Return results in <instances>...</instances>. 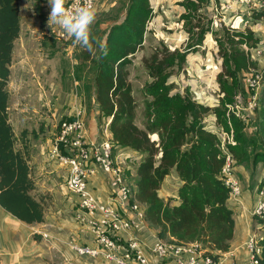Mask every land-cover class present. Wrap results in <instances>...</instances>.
Segmentation results:
<instances>
[{"label":"trees","instance_id":"obj_1","mask_svg":"<svg viewBox=\"0 0 264 264\" xmlns=\"http://www.w3.org/2000/svg\"><path fill=\"white\" fill-rule=\"evenodd\" d=\"M208 1L183 0L186 14L181 19L188 42L182 52L162 46L142 58L141 64L150 81L142 87L145 102L141 127L135 124L136 103L128 81V67L142 46L152 16L149 0H128L123 21L112 24L101 39L107 55L99 48L95 53L84 49L79 58L80 67H87L88 63L93 72L89 84L94 87L98 119L110 120L113 155L121 149L142 155L133 193L145 205L146 221L156 231V237L168 243H197L203 249L225 253L235 230L234 213L228 206L230 189L221 175L225 152L236 161L234 167L247 171L264 163V107L260 111L259 129L255 124L258 105L250 121L246 117L236 118L227 109L237 93L249 95L247 90L244 92L243 74L257 69L250 50L257 47L259 38L250 29L244 32L223 29L221 36L213 33L217 55L222 61L221 71L216 75L221 95L218 106L209 108L195 102L187 93H173L170 76L183 68L187 54L201 46L210 32L211 20L199 12ZM36 13L44 21L41 8L36 7ZM261 16L262 13L254 12L256 19ZM20 21L19 0H0V207L18 221L33 225L44 222L46 205L44 198L35 194L30 152L24 140L26 132L17 138L8 116L7 83ZM78 82L84 84L81 72ZM84 89H87L85 96ZM84 89L81 95L89 103L91 90L87 85ZM209 115L215 117L223 132L233 133L235 145L226 144L225 152L217 135L206 129L204 119ZM172 172L181 182L177 206L158 196L164 179ZM89 188L92 189L91 180ZM252 221L264 229V217L252 216ZM33 238L39 240L36 235ZM259 264H264V247Z\"/></svg>","mask_w":264,"mask_h":264},{"label":"crops","instance_id":"obj_2","mask_svg":"<svg viewBox=\"0 0 264 264\" xmlns=\"http://www.w3.org/2000/svg\"><path fill=\"white\" fill-rule=\"evenodd\" d=\"M28 1L31 2V0H19L21 17L20 34L14 46L17 41L21 42V46H27V42H29V29L37 28L35 26L36 22L30 17V15L34 16V13L33 7ZM182 2L183 0H149L152 16L147 23L142 46L136 53L144 50L143 47H146V37L154 29L158 30L162 36H165L164 38L167 41L164 40L165 43L163 42V44L165 46L167 45L170 51L177 49L182 52L184 50L188 42V34L184 29V21L181 19L186 14ZM45 7L46 11H48L49 5L45 4ZM218 10L220 13H218ZM199 12L211 20L210 32L205 35L201 46L187 54L183 68L180 71H175L170 76L169 83L174 86L173 93H187L198 104L213 108L218 106L219 99L221 98V95L218 94L215 77L220 72L222 63L221 58L216 56L218 48L213 33L221 36L223 29L238 32H244L246 29H250L259 38V19L254 17L255 11L238 3L236 0H209L207 5ZM23 18H26V20L23 21ZM46 24L48 25L47 22ZM41 25H45L44 22H41ZM171 29L177 31L172 34V32H169ZM51 30L58 31L57 25H52ZM58 33L64 32L58 31ZM23 36H27V38H23ZM11 69L12 65L10 66V74ZM246 74L245 72L243 76L246 77ZM81 75L89 81L92 79L93 72L88 66V63L87 67H82ZM176 85H179V87H176ZM90 86L91 101L89 104L82 98L84 102L80 99V102L74 105L72 109H70L69 104L66 102L63 105L68 106L70 109L67 111V116L69 117H73L76 109L82 111L86 141L88 143L99 144L105 138L111 139V133L108 127L110 120L98 119L99 109L94 97V87L91 84ZM244 92H246V89ZM12 101L13 99L9 96V122L16 137L17 134L25 131L29 133L27 134L26 132L24 140L28 145V150H31L29 151L31 158L30 165H34V156H36L39 162L36 160L38 162L36 164L37 166L34 165V168L33 166L31 168H33L34 175L38 171L39 175L43 179H46V186H48L46 189L49 191L51 203L45 211L44 222L33 225H26L18 221L0 207V258L2 264H50L47 262V257L51 252H54L55 256L59 255L63 259L60 264H108L91 261L89 259H79L68 248L69 243H86L90 238L86 225L80 221L82 211L78 207L77 200L69 193L65 186L67 169L49 157L52 138H44V136L50 137L53 134V126H51L52 119L54 120L58 114V109L63 108V105L52 100V105L50 108L48 107V111L52 113V119L50 117L43 118L40 127L41 133H43L40 136L34 130H28L30 129L29 122L23 116L25 109L19 108L18 102L13 103ZM247 101L248 93L244 96L239 92L235 95L232 104L235 108H238L239 118L246 117V120L250 121L254 118L255 112L246 110ZM32 111L36 112L33 109ZM40 119L41 117H38L37 121ZM60 120L62 118H59L58 121ZM211 120H215V117L213 115L207 116L206 121L208 122L206 123V129L211 133H215L218 127L214 125V122H210ZM33 154L36 155L33 156ZM136 155L138 153L124 149L114 152L116 161L124 165L122 167L124 170L127 169L125 171L132 169L127 163L130 157H135ZM37 179L36 181L39 183L40 178L37 177ZM180 185L181 182L176 173L172 172L164 179L158 191L159 198L166 202L172 197L170 205L177 206L179 204L177 190ZM91 187L92 193L100 203L107 202L111 185L109 180L101 172L98 171L95 173L91 179ZM170 187L173 188V191L169 193L168 188ZM36 188H39V184L37 185L35 183ZM247 197L248 195L244 192L242 196L243 201L241 200L240 204L237 203V207L231 206L233 202L228 201V206L232 211L235 210L238 213L233 214L235 220L233 240L230 243L228 251L222 255L226 264L231 263V260L243 262L249 257L245 250V243L248 236L253 232L251 215L253 208L250 206ZM147 227L142 234L147 241H151L150 235L155 236L156 231L154 228H150L149 225ZM35 235L39 240L33 238ZM230 256L233 258L231 259Z\"/></svg>","mask_w":264,"mask_h":264},{"label":"built area","instance_id":"obj_3","mask_svg":"<svg viewBox=\"0 0 264 264\" xmlns=\"http://www.w3.org/2000/svg\"><path fill=\"white\" fill-rule=\"evenodd\" d=\"M97 1L94 0V5ZM236 1L262 13L259 19L258 44H264V0ZM80 2L82 0H68V6H78ZM57 29L63 32L58 25ZM257 47L254 49L257 56H264V49H260L258 45ZM261 78L259 72L251 71L244 79L249 92L246 105L248 111H254L257 106ZM227 109L228 113L239 118L238 108L233 104L227 105ZM227 135L228 133L227 143L235 145L234 140H230ZM220 141L221 149L225 152V140ZM225 154L221 175L224 184L230 189V201L240 203L241 189L233 174L235 162L231 154L227 151ZM49 157L67 169L65 186L69 193L76 196L78 207L82 211L80 221L88 229V242L68 244L69 250L77 258L108 264H226L222 256L226 252H212L197 243H168L158 239L156 235H150L151 241L144 238L142 233L149 225L145 217V205L135 199L125 179V170L113 155L111 139L105 138L99 144L86 141L83 113L80 109L75 110L72 120L58 122ZM98 170L111 185L105 203H100L89 188L90 180ZM252 216L260 219L264 217V203L256 202ZM261 241L262 236L251 232L245 243L248 259L243 262L231 260L229 264H259L262 255Z\"/></svg>","mask_w":264,"mask_h":264},{"label":"rangeland","instance_id":"obj_4","mask_svg":"<svg viewBox=\"0 0 264 264\" xmlns=\"http://www.w3.org/2000/svg\"><path fill=\"white\" fill-rule=\"evenodd\" d=\"M31 2L30 4L33 7L34 16L30 15V17L34 22H36L35 26L37 28L29 29V42H27V46H21L20 41H17L16 45L14 46L11 63L12 69L9 81L7 83V90L8 92H10L9 96H11V98L13 99L12 102H18V107L25 109L23 116L26 117L27 122H29L30 129L28 130H34L41 136V134L43 133H41L40 130L42 124L41 121L46 117H50L52 119V113L48 111V107L50 108V106L52 105V100H55L58 104L62 105L66 102L67 104H69L70 109H72V107L74 108V105H77V103L80 102V99L82 102H84L83 99L85 101L87 100V98H83V96L81 95V91L85 88L87 83V87L90 90L91 86L89 84L90 81L85 82L86 78L84 79L83 77L82 82H84V84L78 82L79 73L82 69V67H80L81 61L79 55L84 50V48L76 44L73 38L68 37L65 33H58V31L51 30L52 26L50 28L46 24L50 13V7L48 11H46L45 7V4H48L47 0H31ZM127 2L128 0H98L96 2L95 8L97 10V18L94 25L92 26V33L95 37L101 40L103 38L104 32L107 31L112 24L123 21L125 6ZM36 7L41 8V15H43L44 21H42L38 13H36ZM218 13H220L219 10ZM204 17L206 18V16ZM24 20H26V18H23V21ZM41 22H44L45 25H41ZM176 31L177 30L175 29H171V31L169 32H172L173 34ZM164 37L165 36H162V34L158 30L154 29L149 32L146 37V47H143L144 50L142 52L139 51L138 53H136V55H134V57H132V63L128 67V81L131 84L132 95L136 103L135 124L138 127H141L143 122L145 97L142 93V87L145 85V83L150 81L147 72L141 64V60L143 57H148L155 49L159 50L162 48V46H165L163 42L165 43V41L167 40ZM23 38H27V36H23ZM102 41L104 42V40ZM258 46L260 49H264V44H258ZM165 47H167V45ZM242 47L244 50H247L245 46ZM257 48L258 47H255L254 49ZM254 49L250 50V55L256 62L257 69L249 70V72H259L262 76L260 80L257 100V105L259 107L255 114V124L257 123L256 126L259 129V124L261 121L260 111L262 110V107H264V56H257ZM217 53L218 49L216 51V56L219 57ZM249 72H246V76H248ZM179 85H181V83H179ZM179 85H176V87H179ZM86 91L87 89H84L83 95ZM90 101L91 98L89 100V103ZM32 109L36 112H33ZM68 109V106L64 105L63 108L58 109V114L55 116L54 120L52 119L51 122V126H53V136L51 134L50 137L44 136L45 139L52 138L51 141H53L56 134V124H58L57 121L59 120V118H62V120L65 118H69V116H67ZM38 117H41L39 121H37ZM206 119L207 117H205L204 122L207 127L206 123L208 121H206ZM210 122H214V125L218 127L214 134H216L220 140H225L224 144L226 145L228 140L226 139V133H223L222 129L217 125L216 119L211 120ZM27 134L29 133L27 132ZM227 137H229L230 140H233V133H228ZM17 138H20V134H17ZM262 147L264 152V140ZM34 155L36 154H33V156ZM34 158V165H36L38 164L39 160L38 158H36V156H34ZM129 159V162L127 164L130 165L132 169L124 171V176L127 183L129 184V187L132 191H134L136 168L142 160V155L138 154L135 157H130ZM36 160L38 162H36ZM234 162L236 164L235 160ZM34 165H32L33 168ZM121 166L124 165L121 164ZM233 174L241 189L240 201H243L244 197L242 199V196L245 192V194L248 195L247 199L252 208H254L256 202L258 201L264 203V163H258L255 168L251 166L249 171L245 170L243 167H239L236 165V167H234ZM32 176L34 182L37 185L39 184V188L35 189V194L44 198V204L46 205L47 209V206L51 203V201L49 198V191L46 189L48 188V186H46V179H43V177L39 175L38 171L36 175H34L33 173ZM37 177L40 178L39 183L36 181L38 180ZM168 191L170 193L171 191H173V188H168ZM171 199H168L169 203H171ZM232 205L233 207H237L236 202H233L231 206ZM233 213L237 214L238 212H235V210H233ZM252 225L253 233L262 236V241L260 242V244L263 249L264 229H262V225L261 227H258V225L255 226L254 223H252ZM149 227L151 228L150 225ZM61 260L63 261V259L59 255L55 256L54 252H51L47 257V262L50 264H60Z\"/></svg>","mask_w":264,"mask_h":264},{"label":"clouds","instance_id":"obj_5","mask_svg":"<svg viewBox=\"0 0 264 264\" xmlns=\"http://www.w3.org/2000/svg\"><path fill=\"white\" fill-rule=\"evenodd\" d=\"M50 7L48 26L58 25L74 42L90 53L99 48L107 55L106 45L92 33L97 18L94 0H82L78 6H68V0H47Z\"/></svg>","mask_w":264,"mask_h":264}]
</instances>
